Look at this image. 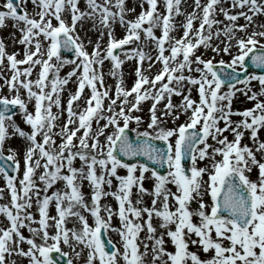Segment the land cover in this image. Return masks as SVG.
Instances as JSON below:
<instances>
[{"label":"snow or ice","instance_id":"snow-or-ice-1","mask_svg":"<svg viewBox=\"0 0 264 264\" xmlns=\"http://www.w3.org/2000/svg\"><path fill=\"white\" fill-rule=\"evenodd\" d=\"M83 2V10L80 0L0 2V28L11 21L20 33L18 39L12 34V43L23 46V58L18 59L17 53H8L0 40V72L11 70L10 78L3 79L12 93L0 95V159H5V143L12 136L27 142L22 175L11 176L0 167L10 195L9 203L0 205V215L8 222L7 227H0V264H17L14 257H26L28 264H55L50 253L69 257L68 252H62L61 244L71 249L77 260L85 254L84 264H264V141L258 137V130L264 128V101L259 99L264 97V74L246 73L243 79L234 75L237 69L245 70L250 54L251 64L264 68V43L258 39L264 38V30L253 28L248 33L253 16L264 14V0H231L233 8L246 11L230 14L221 7L224 20L214 15L221 0L203 4L193 0L192 12L179 25L173 18L184 15L181 0H162L165 13L158 11L157 0H138L141 11L131 20L126 19V11H134L137 0L133 8H126L125 0ZM238 17L246 23L237 24ZM87 20L99 32L95 42L87 41L93 45L91 52L77 31ZM194 21L198 26L194 27ZM117 22L125 29L122 38L114 36ZM177 27L182 28V35L170 36ZM259 27L264 29V24ZM154 28L160 29L159 36ZM105 35L107 42L102 47ZM142 39L156 45L155 58L138 43ZM214 39L218 43H213ZM133 43L137 46L125 47ZM201 47L215 55L223 53L229 60L197 55ZM61 49L74 52L76 59L63 58ZM133 59L135 80L125 87L119 70L126 60ZM106 60L110 62L107 72ZM157 63L160 67L155 74L146 75ZM66 65L70 70L61 77ZM217 65L221 71L231 69L225 77L243 87L226 84ZM33 69L37 70L36 78L29 79ZM106 75L115 79L113 87L105 85ZM73 77L76 88L62 104L61 93L67 91L65 86ZM252 81L258 82V91H252ZM85 89L90 90L87 95ZM193 89L197 100L191 98ZM238 92L255 101L251 108L232 109ZM174 95L181 97L179 103L172 102ZM164 100L158 116L157 106ZM144 101H151L149 119L137 136L145 139L133 145L126 130L132 121L137 127L142 123L134 112L141 110ZM29 103H33V111L28 110ZM17 106L30 132L13 120L15 113L10 110ZM64 113V122L57 125ZM181 115L186 119L177 124ZM233 115L242 119L233 121ZM169 120L173 127L167 126ZM57 127L59 130L53 131ZM245 130L250 132L251 146L241 145ZM225 132H230L233 140ZM148 138L164 142L166 150L156 148ZM209 139L215 145L209 144ZM117 148L123 157L145 156L161 167L167 165L168 171L161 174L143 163H126L116 155ZM7 152L6 159L19 173L17 153L10 147ZM77 158L80 167L74 166ZM206 158L209 163L197 167V161ZM185 159L191 162L188 168L182 164ZM254 167L258 175L252 180L248 173ZM37 169H42L39 174ZM118 169L126 170V175H119ZM113 178L118 182L115 191H111ZM145 179L153 181L151 190L144 187ZM85 180L91 188L90 202H85L81 191ZM58 182L62 187L54 188ZM104 185L109 191H104ZM168 185H174L175 191ZM134 187L135 204L131 199ZM3 192L0 189V199ZM145 195L151 198L150 204L139 206ZM104 196H112L117 202L115 213L111 205L101 206ZM205 196L210 197V204L204 202ZM33 203L38 218L33 215ZM50 205H54L55 215L49 214ZM81 209L90 214L91 225ZM114 215L119 218V227L111 223ZM68 217L75 218L71 229L65 227ZM193 217L197 218L195 222ZM23 228L31 236L25 237ZM158 228L163 230L159 234ZM109 230L119 236V248L111 238L107 242L103 239ZM141 231L145 236L138 240ZM165 236L174 251L165 248ZM22 243L28 245L27 250L20 246ZM190 244L205 254L211 251L210 258L201 259L197 251L189 250ZM67 264H73V259L68 258Z\"/></svg>","mask_w":264,"mask_h":264},{"label":"rangeland","instance_id":"rangeland-1","mask_svg":"<svg viewBox=\"0 0 264 264\" xmlns=\"http://www.w3.org/2000/svg\"><path fill=\"white\" fill-rule=\"evenodd\" d=\"M0 2H2V0H0ZM186 2H187V5L185 6ZM186 2H185V0H181V5H180L181 12L184 15H177V16H175L173 18V23L176 24V25H179L182 21H184L186 15L188 13L192 12V10H193V0H186ZM205 2H206V0H201L202 4L205 3ZM125 4H126V8H128V6H131V8H133L134 0H125ZM80 7L83 10V8H84L83 0H80ZM144 7H145V9L147 8V4L146 3L144 5ZM157 7H158V11L160 13H165V9H164V7L162 5V0H157ZM221 7L227 9L230 12V14H235L236 12L241 11V10L246 11V9L233 8L231 6V0H221V4L217 5L216 12L214 14L215 18L217 20H224L223 14L220 12V8ZM29 10H31V5L30 4H29ZM140 11H141V8H140L139 2L137 0V2L135 3V10L134 11H130V12L126 11V19H128V20L134 19L139 14ZM53 23H55V21H53ZM92 23L93 22L91 20H87V21H85L83 23V28L82 29L79 26L77 27V31L80 33L81 38L85 40V47L87 48V50L89 52H91L93 45L87 43V41L90 39L93 42H95L97 40V38L99 37V32L96 31L95 29H93ZM117 23L119 24V22H117ZM117 23L115 24L114 36H115V38H122V36L125 35V29L123 27H121L120 24L118 25ZM225 23H227V21H225ZM236 23L237 24H245L246 21L244 20L243 17H238ZM6 24H7L6 27L0 28V40H3V42L5 43L6 51L8 53L16 52L17 53V58L18 59H22L23 58V55H22L23 54V46L20 45V44H13L12 43V39H11L13 33H15V36H16L17 39L19 38L20 33L16 29H14L12 27V22L11 21H7ZM193 24H194V27L198 26V21H194ZM262 24H264V14H256L255 16H253V21H252V24L248 28V33L250 34L251 31L253 30V28H255L256 31L264 30V29H261L259 27V25H262ZM145 27H147V25H145ZM221 27H223V25H221ZM153 31H154L155 35H157V36H159L161 34L159 28H154ZM182 31H183L182 28L177 27L173 32L170 33V36L179 38L182 35ZM238 35H239V33H238ZM141 36L143 38V33H141ZM258 39L260 40V43H264V38H259L258 37ZM106 42H107V35H105L103 37V39L101 40V46L103 47L106 44ZM138 43H140L141 46L144 47V50L145 49L146 50L149 49V48H147L145 46L149 42H144L143 39H142V41L138 42ZM213 43H218V42L215 41V39H214ZM135 46H137L136 43H133V44H130L129 48L130 47H135ZM125 47H127V46H125ZM166 47H167V45H166ZM152 48H153L152 55L155 57L156 45L154 43H152ZM114 51H116V50H114ZM201 53L205 54L204 58H209V57L215 56V61H218L220 59H224L225 61L229 60V57L227 55H224L223 53H221L220 55H215L214 53H211L210 51L205 50L203 47H201L196 52L197 55H200ZM165 54L167 55L168 53L165 52ZM120 55H121V58H123V53L122 52L120 53ZM74 59H76V57ZM26 66L27 65H19L18 67L23 68V67H26ZM143 66L146 68L147 67V63H145ZM109 67H110V62L106 60L104 62V71L107 72ZM135 67H136L135 59L126 60L121 65V69L119 71L122 73L123 83H124L125 87H130L133 84V82L135 80V75H134ZM159 67H160V65L158 63V64H156V66L150 72H146L145 74L146 75H153V74H155V72L158 70ZM69 70H70V66L66 65L64 68L61 69L60 76L61 77L65 76V74ZM36 75H37V70L33 69L32 75L29 77V79H35ZM50 75H51V73H50ZM4 76H7V77L10 78L11 70L5 68V69H3V72H0V95L11 96L12 93H9L7 88H6V86H4V79H3ZM114 84H115V79L113 77H110V76L106 75L105 76V85L109 86V87H113ZM235 87L236 88H242L243 85L239 83V84L235 85ZM65 88L67 89V91H63L61 93L62 104L67 99L69 92H73L75 90L76 84L72 82L71 84H67L65 86ZM251 88H252V91H258L259 90L258 82L257 81H252L251 82ZM89 91L90 90L85 89L84 95H87L89 93ZM250 94L251 93H249V95ZM21 95H22V97L25 95V92H24L23 89H21ZM191 98L194 99V100L198 99V94H197L195 89H193V91H192ZM180 99H181V97H178V96L174 95L172 97V102L174 104L179 103ZM259 99L264 101V97H259ZM80 103L83 104V101H81ZM164 103H166V100L161 101L158 104V106H157L158 107V111H157V115L158 116L160 115V110L163 109ZM254 103H255V101L248 100L243 94L238 92L236 94V96L233 98L232 109L234 111H242L245 108H251ZM150 105H151V101H144L141 104V106H140L141 110L139 112H134V115H139L141 117L142 123L139 125V127H137L135 121H132V122H130L129 128H132V129L135 128L136 132H142V131L145 130L146 124H147L148 119H149V108H150ZM28 110L29 111H33V103H29L28 104ZM56 111H57V109L53 108V112H56ZM65 117H66V113H64L63 115L60 116V119L58 121H56V124L57 125L62 124L64 122ZM185 119H186V117L184 115H181L180 119L178 121H176V123L177 124L183 123L185 121ZM231 119L233 121H239L240 119H242V117L237 116V115H233L231 117ZM13 120L16 122L17 125H19V127L21 129H23L26 132H30V126L23 122V119H22V116L20 115V113H17L15 115H13ZM103 123H104V121H101V124H103ZM167 126L168 127H173L174 126L172 124L171 120L168 121ZM220 126L221 127L223 126L222 122H221ZM93 127H95V122H93ZM58 130H59V128L57 127L53 131H58ZM78 135H79V133H78ZM224 135H226L230 141L233 140V138H234L233 135L230 132H225ZM249 135H250L249 130H245V134H244V136H243V138L241 140V145H243V144H249V146L252 145V141L249 139ZM258 137H259L260 141H264V128H261V129L258 130ZM40 139L41 138L38 136L37 140L39 141ZM55 139H56L57 143L60 142V138L58 136ZM74 142H75V138H74ZM26 143L27 142L24 140V138L19 137V136H12L5 143V151L4 152L8 155L7 149L9 147L12 148L17 153V159L21 161L20 172L18 173L17 176L22 175V172H23L22 156H23L24 151H25ZM208 143L215 145V142L212 141L211 139H209ZM209 151H211V150H209ZM257 158L260 159V155L259 154H257ZM216 159L219 160L220 157L217 156ZM208 163H209V161L207 160V158L204 161H199L198 160L197 161V167H203V166H205ZM74 166L75 167H80V161H79L78 158L74 161ZM41 170L42 169H37V174H39V172ZM98 173H99V170L97 169V174ZM118 174L119 175H126V170L118 169ZM137 175H138V173H137ZM248 175H249L250 179L255 180L257 178V175H258V170L254 167L252 172L248 173ZM145 176L146 177L150 176V173H145ZM204 178L207 179V176L205 175ZM37 183L39 184L38 180H37ZM143 184H144L145 188L151 190L152 185H153V181L150 180V179H145L143 181ZM117 185H118V182L115 180V178H113V186H112L111 191H115ZM60 187H62V183L61 182H58L57 185L54 186V188H60ZM168 187L172 188V190L175 191V186L174 185H168ZM0 189H4L3 198L0 199V205L9 203L10 195H9L8 191L6 190V184H5V181L3 180L2 176H0ZM82 190H83V193H84L85 202H90L91 188L88 185V181L85 180V181L81 182V191ZM51 191H52V189L49 190V192H51ZM104 191H109L107 185H104ZM136 198H137L136 197V189L134 187L133 188V192H132V196H131V199L133 200L134 204H135ZM150 199L151 198L148 195H145L143 197L142 205H139V206L149 205L150 204ZM204 202L206 204H210V197L205 196L204 197ZM100 204H101V206L111 205L114 213L118 210V204H117V202L115 201V199L112 196H104V197H102L101 200H100ZM191 207L192 208L196 207L195 203H193L191 205ZM32 212H33V215L38 218V213L36 212L35 203H33ZM81 212L83 213V209H81ZM49 214L50 215H55L54 205H50ZM83 214H85L87 216L88 222L91 225L93 223V221H92V218H91L90 214H88V213H83ZM101 215L102 216L106 215L103 212V210L101 211ZM193 220L195 222L197 220V218L193 217ZM74 223H75V218L74 217H68L67 220H66L65 227L71 229L73 227ZM111 223H112V225L114 227H119V218H118V216L114 215ZM2 224H3V226H2ZM153 224H154V226L157 224V221H156L155 218L153 219ZM7 226L8 225H7V221H6L5 217L3 215H0V227H7ZM36 226L37 225H33V227H36ZM76 226L79 227L78 224ZM49 231L51 232L52 229H49ZM161 231H163V230L158 228L157 229V234H159ZM21 232H22V234L25 237L31 236V234L28 232L27 228L21 229ZM107 235L114 242H116L117 248H119L120 247L119 236L115 232H112L111 230H109ZM144 236H145V232L141 231L140 234H139L138 240H143ZM165 240H166L165 248L168 251H174V246L170 243V240L166 236H165ZM36 242L40 243L41 241L39 239H37ZM148 243H149V245L151 244L150 241ZM225 243H227V241H225ZM20 246L22 248H24L25 250H27V247H28L27 244L22 243ZM61 250H62V252H68L69 253V257L68 258H72L73 259V264H84L85 254H82L81 257L79 258V260H77L73 256L71 249H69L67 246H64L63 244H61ZM143 250H144L143 246L141 245L140 251H143ZM189 250L190 251H197V254L201 257V259L210 258L211 254H212L211 251L209 253H207V254L203 253L202 250L198 251L197 247L193 246L191 244L189 245ZM14 258L17 260V264H28V259L26 257H14ZM146 259L150 260V257H148ZM189 264H190V262H189Z\"/></svg>","mask_w":264,"mask_h":264},{"label":"water","instance_id":"water-1","mask_svg":"<svg viewBox=\"0 0 264 264\" xmlns=\"http://www.w3.org/2000/svg\"><path fill=\"white\" fill-rule=\"evenodd\" d=\"M246 73H248V72H245L244 75H245ZM17 110H18L17 107L13 108V111H14V112H16ZM126 132H127L128 137L130 138L129 140L131 141V143H132L133 145H137V144L143 142L144 139H145L144 137H140V136L135 137V136H134V133H133L131 130H126ZM148 142H149L150 144L154 145V146H155L156 148H158V149H165V150H166V147H167V146H166V144H165L164 142H162V141L152 140V139L148 138ZM118 153H119V151H118ZM119 154H120V153H119ZM121 158L124 159V160H127V159H125L124 157H121ZM136 158H138V159H140V160L143 159L142 157L137 156V157H135L134 160H136ZM134 160H133V161H134ZM127 161L131 162V160H127ZM142 161H144L145 163L151 165L154 169H156V170H157L159 173H161V174H165V173L167 172V170H166L165 167L162 168V169H159V167H158L156 164H154L153 162H151V161H149V160H145V159H143ZM182 164H183L186 168H188V167L191 166V162H190V160H188V159H185L184 161H182ZM104 240H105V242H107L106 237H104ZM107 249H108V248H107Z\"/></svg>","mask_w":264,"mask_h":264},{"label":"bare ground","instance_id":"bare-ground-1","mask_svg":"<svg viewBox=\"0 0 264 264\" xmlns=\"http://www.w3.org/2000/svg\"><path fill=\"white\" fill-rule=\"evenodd\" d=\"M187 5V2L185 3V6ZM128 8H131V6H128ZM118 24V23H117ZM119 25V24H118ZM113 29L115 30V25H113ZM130 45H127V47H129ZM146 47L147 48H149L148 50H144L145 52H147V53H149V54H152V52H153V48H152V43L151 42H149V43H147L146 44ZM153 58H155L154 56H153ZM158 64V63H157ZM75 80V77H73L72 78V80L71 81H69V83L68 84H71L73 81ZM83 192V191H82ZM79 260V259H78Z\"/></svg>","mask_w":264,"mask_h":264}]
</instances>
